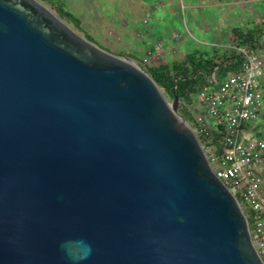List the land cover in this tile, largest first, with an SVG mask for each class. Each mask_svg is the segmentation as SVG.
<instances>
[{
	"label": "water",
	"instance_id": "1",
	"mask_svg": "<svg viewBox=\"0 0 264 264\" xmlns=\"http://www.w3.org/2000/svg\"><path fill=\"white\" fill-rule=\"evenodd\" d=\"M175 89L0 0V264H263Z\"/></svg>",
	"mask_w": 264,
	"mask_h": 264
},
{
	"label": "built area",
	"instance_id": "2",
	"mask_svg": "<svg viewBox=\"0 0 264 264\" xmlns=\"http://www.w3.org/2000/svg\"><path fill=\"white\" fill-rule=\"evenodd\" d=\"M238 51L243 60L234 74L220 83L213 74L207 79L197 97L200 112L191 129L197 139L207 141L202 147L211 152L210 166L237 199L264 264V140L250 131L264 115V49ZM211 133L220 137V155L210 144Z\"/></svg>",
	"mask_w": 264,
	"mask_h": 264
},
{
	"label": "rangeland",
	"instance_id": "3",
	"mask_svg": "<svg viewBox=\"0 0 264 264\" xmlns=\"http://www.w3.org/2000/svg\"><path fill=\"white\" fill-rule=\"evenodd\" d=\"M37 1L57 15L55 6L48 0ZM56 2L61 3L65 11L83 22L84 29L89 36L97 40L94 43L97 47L120 58L129 59L139 68L142 66L143 59H147L148 65L161 62L170 63L183 59L184 54L193 52L210 55L214 50L212 42L221 45L227 43L226 40H223L222 35L221 39L218 37V34L224 32L226 26L219 27L220 33L218 29L214 33L206 31L216 21H220V15L224 11L207 6L203 0H56ZM140 3L145 6V10L135 8ZM113 17L116 20L132 23L133 30L141 33L146 32L149 35L147 40L145 39L144 43L137 45L142 48L152 45L156 54L150 57L143 52L136 51L133 53L134 59L125 57V51L120 47L119 40L115 41L117 47L106 45L103 49L100 42L109 36L104 31L100 32V35L95 34L92 27L98 20ZM61 20L85 38L81 27L78 29L73 23ZM139 32L136 34L137 40H141ZM229 48L228 46L227 49ZM161 92L166 101L170 103L171 99L162 90ZM190 101V103H179L178 109L184 111L185 108L195 118L200 112L198 98L192 95ZM187 124L190 128L193 127V123L187 122ZM252 134L264 140V115L252 128ZM204 152L207 157L211 154L207 149H204Z\"/></svg>",
	"mask_w": 264,
	"mask_h": 264
},
{
	"label": "trees",
	"instance_id": "4",
	"mask_svg": "<svg viewBox=\"0 0 264 264\" xmlns=\"http://www.w3.org/2000/svg\"><path fill=\"white\" fill-rule=\"evenodd\" d=\"M55 8L60 19H64L73 23L80 29V22L72 14L65 11L62 4L56 0H48ZM85 38L94 43L91 37L85 34ZM264 21L253 29L233 28L229 35V49L219 53L214 50L210 55H202L197 52L189 53L182 61H173L170 63H154L150 65L142 64L143 69L149 77L156 83L169 99L172 100L173 90L179 98V103H190L192 95L195 98L207 85V79L213 74L217 83H220L224 78L234 74L242 63V55L239 53L240 48H249L250 50L264 49ZM177 78V82L174 79ZM182 118L193 123V116L184 108V111L178 109ZM252 131V129H250ZM219 136L211 133L210 144L217 147L215 153L220 155L221 149L218 145ZM198 141L202 146L208 145L207 141L198 137ZM209 144V145H210Z\"/></svg>",
	"mask_w": 264,
	"mask_h": 264
},
{
	"label": "crops",
	"instance_id": "5",
	"mask_svg": "<svg viewBox=\"0 0 264 264\" xmlns=\"http://www.w3.org/2000/svg\"><path fill=\"white\" fill-rule=\"evenodd\" d=\"M203 2L209 7H214L224 11L220 15V21H216L210 29L209 28L206 29V31L209 33H214L215 31L217 32L218 29V32L220 33L219 27L226 26L224 32L218 34V37L219 39H221V35H222L223 40L224 41L226 40L227 43L221 45L220 43L215 44L212 42L211 44L213 45V49L217 50L219 53L227 50L229 46V35L231 29L240 28V29L251 30L255 26L260 25V23L264 21V0H203ZM135 8L137 10L138 9L145 10V6L142 3L137 4ZM79 22L83 33L89 35L87 31L84 29L83 22L82 21ZM241 26L243 27L241 28ZM132 27H133L132 23H126L120 19L116 20V18L113 17L111 19L108 18L106 20L96 21L92 29H94L93 31L95 34L100 35L104 31V33H107V35L109 36L108 38L106 37L105 34H103V36L106 37V40L100 42L103 49L106 45H112L114 47H117L118 45L115 44V41L119 40L120 47L123 48V50L125 51L124 54L125 57L134 59L133 53L136 51L143 52L150 57L155 55L156 50L152 45L150 47H145V48H142L140 47V45H137L140 43H144L145 39L147 40V37L149 35L146 32L141 33L139 31L133 30ZM137 32L141 34L140 35L141 40L136 39ZM91 39L93 40L94 43L97 42L95 38L91 37ZM186 55L187 54H184L185 57ZM184 58L175 61H182L184 60Z\"/></svg>",
	"mask_w": 264,
	"mask_h": 264
}]
</instances>
